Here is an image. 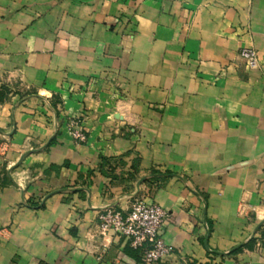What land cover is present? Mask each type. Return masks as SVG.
I'll list each match as a JSON object with an SVG mask.
<instances>
[{
	"label": "crops",
	"instance_id": "crops-1",
	"mask_svg": "<svg viewBox=\"0 0 264 264\" xmlns=\"http://www.w3.org/2000/svg\"><path fill=\"white\" fill-rule=\"evenodd\" d=\"M138 198L158 264H264V0H0V264H145L98 228Z\"/></svg>",
	"mask_w": 264,
	"mask_h": 264
},
{
	"label": "built area",
	"instance_id": "built-area-1",
	"mask_svg": "<svg viewBox=\"0 0 264 264\" xmlns=\"http://www.w3.org/2000/svg\"><path fill=\"white\" fill-rule=\"evenodd\" d=\"M239 56L250 68L258 67L260 64L258 51L253 47H242ZM69 128L76 141H86L87 134L78 120H70ZM168 216V210L161 205L138 198L126 212L112 208L103 210L99 214L98 228L104 237L110 235L126 237L131 247L141 250L145 264H158L173 251L172 246L160 236L161 228Z\"/></svg>",
	"mask_w": 264,
	"mask_h": 264
},
{
	"label": "trees",
	"instance_id": "trees-1",
	"mask_svg": "<svg viewBox=\"0 0 264 264\" xmlns=\"http://www.w3.org/2000/svg\"><path fill=\"white\" fill-rule=\"evenodd\" d=\"M112 158H108V157H103L102 161L100 163V170L104 173H108V171L110 170V168H112L113 166V162ZM156 177L151 178L150 183H152L154 180H156ZM255 242V238L253 237L248 243H246L244 246L236 249L234 252H237L239 250H241L243 247H248V246H252ZM205 264H210V263H205Z\"/></svg>",
	"mask_w": 264,
	"mask_h": 264
},
{
	"label": "water",
	"instance_id": "water-1",
	"mask_svg": "<svg viewBox=\"0 0 264 264\" xmlns=\"http://www.w3.org/2000/svg\"><path fill=\"white\" fill-rule=\"evenodd\" d=\"M263 223H264V220L261 221V222L257 225V227L255 228V230L253 231V233L251 234V236H250L248 239H246V240H244L243 242L239 243L237 246H235V247L233 248V250H236V249H238V248L244 246L246 243H248V242H249V241L255 236V233H256L257 230L262 226ZM209 235H210V231L208 230V232H207V237H206V244H207V246H208Z\"/></svg>",
	"mask_w": 264,
	"mask_h": 264
},
{
	"label": "rangeland",
	"instance_id": "rangeland-1",
	"mask_svg": "<svg viewBox=\"0 0 264 264\" xmlns=\"http://www.w3.org/2000/svg\"><path fill=\"white\" fill-rule=\"evenodd\" d=\"M82 118V117H81ZM73 119H75V120H78L79 122H81V119L80 118H71L70 120H73ZM70 120H69V122H70ZM69 122H68V127H69ZM69 131H71V129L69 128ZM85 131V130H84ZM86 132V131H85ZM104 157H106V156H104ZM108 158H110V157H108ZM112 161H114L112 164H115V165H117L118 163V161H119V156L118 157H112ZM122 162H125V161H123L121 158H120V162L119 163H122ZM124 179H131L130 177H123Z\"/></svg>",
	"mask_w": 264,
	"mask_h": 264
}]
</instances>
